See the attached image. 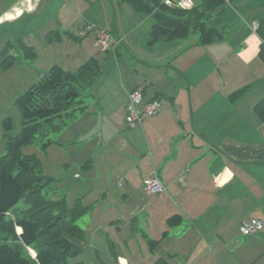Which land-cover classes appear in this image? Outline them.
Returning a JSON list of instances; mask_svg holds the SVG:
<instances>
[{
    "label": "rangeland",
    "instance_id": "1",
    "mask_svg": "<svg viewBox=\"0 0 264 264\" xmlns=\"http://www.w3.org/2000/svg\"><path fill=\"white\" fill-rule=\"evenodd\" d=\"M16 1L1 0V10L11 8ZM242 1L226 2L205 18L208 25L224 33L223 41L210 45H201L200 33L193 30L186 39L150 44L153 16L123 0H55L38 18L26 16L16 24L0 23V54L12 42L11 54L17 58L8 71L0 69V158L6 154L3 121L12 119V136L21 132L16 100L43 73L56 64L75 71L89 60L90 48L96 51L102 69L98 85L82 93L75 116L61 131L49 135L53 145L46 152L39 142L24 149L25 154L38 157L50 178L47 195L55 200L65 197L70 207L81 199L88 208L77 222L85 237L75 240L81 253L72 264H153L159 258L168 259L170 264H264V253L255 240L260 234L244 236L235 227L220 234L214 231L212 236L197 241L196 228H192L193 223L189 225L185 210L165 203L160 195L157 199L149 194L144 185L146 168L119 148L120 139L142 131L140 127L127 126L124 110L126 92L135 84L146 87L148 94L155 85L174 95L177 110L185 107L181 102L191 95V90L193 94L211 90L209 93L217 99L234 81L245 85L254 75L261 76L257 67L243 66L246 40L251 38L252 47L260 43V38L254 25L251 27L252 17L244 12ZM259 1L249 0V8L264 7V1L261 0L262 6ZM199 2L192 0L189 9ZM76 18V25L68 26ZM84 21L88 22L87 27L83 26ZM90 25L94 29L89 30ZM56 30L61 31L62 40L51 42L48 35ZM103 30L120 39L121 44L114 51L99 45L95 33ZM65 31H71L77 39L65 35ZM19 39L34 49L36 59L26 58ZM211 99L212 96L208 101ZM184 101L189 108L186 98ZM160 102L161 109L168 105L165 94L160 96ZM168 129L175 130L170 126ZM171 131L170 136L168 131L164 133L166 143L175 137ZM139 135L144 139L142 132ZM89 160H93L92 168L83 169ZM121 170L124 173L118 174ZM123 180L127 182L120 186ZM126 193L128 199L123 196ZM23 205L25 201L20 204ZM175 213H184V221L170 227L167 220ZM200 224H196L199 232L203 231ZM161 239L159 244H151Z\"/></svg>",
    "mask_w": 264,
    "mask_h": 264
},
{
    "label": "crops",
    "instance_id": "2",
    "mask_svg": "<svg viewBox=\"0 0 264 264\" xmlns=\"http://www.w3.org/2000/svg\"><path fill=\"white\" fill-rule=\"evenodd\" d=\"M248 1H242L241 5H244V12L252 17L253 25L264 16L263 2L259 1V6L262 7L258 9L254 6L249 8L252 3ZM54 3L55 0H17L9 9L0 8V23L16 24L26 16L29 19L38 18ZM1 4L0 0V6ZM33 5V10L29 11ZM77 19L72 20L68 26L74 27ZM82 24L84 27L88 26L87 21ZM90 27L94 28L91 25ZM65 32L72 34L71 31ZM250 40L251 38L246 40V49L243 51V66L257 67L261 76L254 75L253 80L245 85L234 81L217 99H214L215 94L209 93L211 90H207L205 94H193L191 90V95L188 98L183 97L181 102L185 107L177 110V97L152 85L150 94L146 92L147 100L155 96L160 98L165 94L168 105L159 114L144 117L139 126L142 131L132 132L130 137L120 139L121 152L131 154L134 162L139 161L146 168L144 185L156 175L165 187L163 193L154 196L157 198L160 195L165 203L169 202L176 208L185 210L190 219L189 225L193 223L192 228H196L197 241H202L201 238L212 236L215 232L220 234L223 231L228 232L230 228H241L242 223L251 218L264 221V119L255 111L256 106L264 99V62L259 58L260 43L251 47ZM91 49L87 50L90 53L88 59L98 57L96 51ZM140 86L143 85L135 84L126 92L125 116L128 93ZM210 87L214 88L213 85ZM245 87H250V91L239 100L232 101V95ZM210 96L212 99L208 101ZM143 105L145 104L140 108ZM127 126L130 129L139 128H131L128 124ZM168 126L175 130L171 131ZM166 131L175 135L170 143H166ZM141 132L144 139L139 135ZM102 139L100 137L101 143ZM175 143L177 146L173 147ZM122 173L123 170L118 174ZM123 179L127 178L124 176ZM125 182L120 181L122 186ZM123 196L129 198L127 193ZM183 214L181 215L185 218ZM198 223L203 228L201 232L196 225ZM259 234L260 238L255 240L259 244L258 249L264 253V231Z\"/></svg>",
    "mask_w": 264,
    "mask_h": 264
},
{
    "label": "trees",
    "instance_id": "3",
    "mask_svg": "<svg viewBox=\"0 0 264 264\" xmlns=\"http://www.w3.org/2000/svg\"><path fill=\"white\" fill-rule=\"evenodd\" d=\"M123 1L153 16L150 44L186 39L192 30L200 33L201 45L224 40L223 31L208 25L205 18L231 0H200L192 9L169 6L162 0ZM255 24L258 25L255 32L260 38L259 58L264 62V17L257 19ZM64 33L77 39L74 34ZM48 38L51 42L61 41L62 34L58 30L53 31ZM117 40L119 46L121 41ZM19 44L26 58H37L34 49L22 39H19ZM12 48L13 43L8 42L0 54L1 70L8 71L16 64ZM102 74L97 57H91L75 71L56 64L16 100L22 119L21 132L12 136V119L3 121L6 154L0 158V264H72L80 255L81 250L75 240L83 239L85 232L77 222L88 208L83 206L81 199L70 207L65 197L55 200L47 195L45 189L50 178L45 175L38 157L25 154L24 149L39 142L41 150L46 152L53 145L48 140L49 135L61 131L66 122L75 116L76 105L82 102V93L98 85ZM249 91L250 87L241 88L231 100L237 101ZM144 93L146 102H160L159 96L147 100L146 88ZM255 111L264 119V99ZM92 163L93 160H89L83 169L92 168ZM23 201L25 205L20 206ZM183 221L181 214H175L167 223L176 227ZM161 241H152L151 244ZM153 264L170 263L165 258H159Z\"/></svg>",
    "mask_w": 264,
    "mask_h": 264
},
{
    "label": "built area",
    "instance_id": "4",
    "mask_svg": "<svg viewBox=\"0 0 264 264\" xmlns=\"http://www.w3.org/2000/svg\"><path fill=\"white\" fill-rule=\"evenodd\" d=\"M165 4L169 6L177 5L182 8H190L192 6V0H162ZM94 28H89V30ZM254 31L258 29V25L253 26ZM97 38L99 40V45L106 51H114L119 41L108 31L103 30L97 32ZM145 93L143 87H138L128 93V103H127V115L126 122L131 128H138L141 126L144 117H152L159 114L162 104L158 100H153L150 102H145ZM142 104L143 107L140 108ZM122 186V184H119ZM146 190L151 195L161 194L165 191V187L162 185L157 177L150 178L145 184ZM241 233L244 236H255L260 232L264 231V221L251 218L245 220L241 225Z\"/></svg>",
    "mask_w": 264,
    "mask_h": 264
},
{
    "label": "clouds",
    "instance_id": "5",
    "mask_svg": "<svg viewBox=\"0 0 264 264\" xmlns=\"http://www.w3.org/2000/svg\"><path fill=\"white\" fill-rule=\"evenodd\" d=\"M181 6L183 7L184 5H181ZM33 7H34V5L32 7H30L28 10L29 11H32L33 10ZM33 255H35V253H33ZM122 264H123V262H122Z\"/></svg>",
    "mask_w": 264,
    "mask_h": 264
},
{
    "label": "water",
    "instance_id": "6",
    "mask_svg": "<svg viewBox=\"0 0 264 264\" xmlns=\"http://www.w3.org/2000/svg\"><path fill=\"white\" fill-rule=\"evenodd\" d=\"M19 233H21V232H19ZM36 256V255H35Z\"/></svg>",
    "mask_w": 264,
    "mask_h": 264
}]
</instances>
